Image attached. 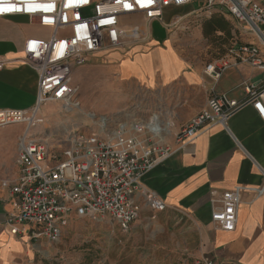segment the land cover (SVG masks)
Masks as SVG:
<instances>
[{
	"label": "built area",
	"instance_id": "built-area-1",
	"mask_svg": "<svg viewBox=\"0 0 264 264\" xmlns=\"http://www.w3.org/2000/svg\"><path fill=\"white\" fill-rule=\"evenodd\" d=\"M199 3L198 12L212 15L223 12L243 28L257 43L246 42L232 49L229 58L236 64H246L264 73V0H0V18L25 16L49 32L44 37H32L23 46L24 63L38 75V91L29 111L0 110V129L26 125L18 138L16 165L18 181L9 188L14 197V212L7 218L11 233H20L21 226L33 228L32 235L60 242L73 217L107 218L127 233L140 218L143 209L152 213L166 211L164 200L145 187L146 174L173 154L166 145L152 137H142L145 129L154 137L164 136L174 122L164 121L154 114L149 122H118L114 128L104 118L97 130L71 131L60 138L64 151L55 154L52 144L33 135L44 122L39 118L47 104L60 103L72 110L73 73L97 54L117 50L129 40H141L137 26L127 27L122 19L141 15L148 22L162 20L166 8ZM209 64L206 74L217 80L231 66ZM5 62L0 60V71ZM244 101L227 94H213L206 108L192 118L176 135L183 149L206 128L221 126L232 135L231 119L250 106L264 122V86L245 85ZM78 106V105H74ZM53 151V154H51ZM263 177L264 170L258 165ZM264 188L259 194H262ZM212 211L213 227L233 232L237 223L241 196L238 192H223ZM195 264H217L203 257ZM223 264H235L226 262Z\"/></svg>",
	"mask_w": 264,
	"mask_h": 264
},
{
	"label": "crops",
	"instance_id": "crops-1",
	"mask_svg": "<svg viewBox=\"0 0 264 264\" xmlns=\"http://www.w3.org/2000/svg\"><path fill=\"white\" fill-rule=\"evenodd\" d=\"M170 8L183 9L188 14L197 9L191 4L171 6L165 9L162 20L152 22L141 15L124 17L123 23L137 26L143 38L95 55L87 65L74 70L73 78L83 74L87 66L112 67L123 82L166 93L164 104L175 114L174 127L159 137L145 129L142 137H152L169 146L173 154L145 175L144 186L164 200L167 208L162 213L173 218L176 226L197 229L199 237L193 248L203 250L205 257L217 264H264V191L259 194L264 188V177L258 167L264 170V122L248 106L231 119L232 135L221 126H211L183 149L175 141L180 130L206 108L209 97L227 94L231 99L244 101L248 97L245 85L264 86V73L236 64L228 56L205 61L188 59L176 48L175 27L182 20L165 16ZM48 34L25 16L0 18V60L5 62L0 71V110L29 111L34 106L38 75L24 63L23 46L29 38ZM246 37L244 42L257 43L253 36ZM226 60L232 65L219 79L206 74L207 65H221ZM73 87H78L74 79ZM179 88L178 103L171 94ZM21 130L17 125L0 129V264H53L49 259L57 244L46 238L36 239L30 226H21L17 235L7 226L8 215L14 212V197L2 182L13 185L18 181L16 158ZM227 191L241 196L233 232L217 230L211 221L218 198ZM149 212L145 208L141 216Z\"/></svg>",
	"mask_w": 264,
	"mask_h": 264
},
{
	"label": "rangeland",
	"instance_id": "rangeland-1",
	"mask_svg": "<svg viewBox=\"0 0 264 264\" xmlns=\"http://www.w3.org/2000/svg\"><path fill=\"white\" fill-rule=\"evenodd\" d=\"M192 8L199 7L194 1ZM167 15L182 20L176 29V48L188 59L205 61L225 55L233 44L246 41L243 28L227 13L212 15L196 10L192 14L179 8H170ZM181 18V19H180ZM210 20H216L229 32L205 36ZM177 21V20H176ZM173 27V26H171ZM200 58V59H199ZM86 71L73 78L77 93L72 110L60 103L47 104L39 118L44 122L31 133L45 138L55 154L64 151L66 144L60 138L71 131L97 130L104 118L113 128L118 122L149 120L159 114L162 120L174 122L175 114L164 104L166 93L147 91L133 82H123L112 67H84ZM89 68V69H88ZM172 100L181 101V90L174 89ZM23 134L26 125H17ZM21 135V134H20ZM51 151V154H53ZM187 226V225H186ZM192 226H176V221L165 214L142 215L127 233L108 220L73 217L61 240L53 246L49 262L53 264H195L204 256L203 250L193 248L198 238ZM55 245V244H54ZM57 250V254L54 255ZM57 258V261H54ZM53 259V260H52ZM52 260V261H51Z\"/></svg>",
	"mask_w": 264,
	"mask_h": 264
},
{
	"label": "trees",
	"instance_id": "trees-1",
	"mask_svg": "<svg viewBox=\"0 0 264 264\" xmlns=\"http://www.w3.org/2000/svg\"><path fill=\"white\" fill-rule=\"evenodd\" d=\"M218 23H220V22H217L216 20H210V21L208 22V24H207V28H206V30H205V36L208 37V36H211V35H213V34L218 35V33H224V32H226V33L229 34V32L226 30V28H225L224 26L219 25ZM245 43H246V42H240V43H236V44L231 45V46L229 47V49H227L225 55H222V56H220V57H217V59H222V58H224V57H226V56L229 57V55H230L229 52H230L232 49L237 48V47H239V46H241V45H243V44H245Z\"/></svg>",
	"mask_w": 264,
	"mask_h": 264
}]
</instances>
